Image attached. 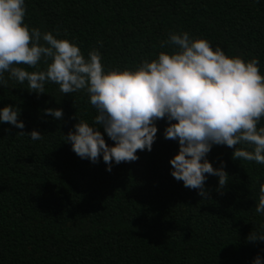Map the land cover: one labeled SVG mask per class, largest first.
<instances>
[{"label": "trees", "instance_id": "obj_1", "mask_svg": "<svg viewBox=\"0 0 264 264\" xmlns=\"http://www.w3.org/2000/svg\"><path fill=\"white\" fill-rule=\"evenodd\" d=\"M25 7L30 29L69 40L85 58L98 50L105 72L172 52L162 42L187 32L228 56L257 58L264 75V0H25ZM5 79L0 108L18 107L25 127L0 122V264H253L257 255L264 264V241L246 239L264 234V214L255 211L264 164L233 160V148L213 145L206 159L214 168L223 162L228 184L218 189V178L205 174L202 198L172 177L178 142L165 139L161 119L152 150L109 172L102 156L81 159L63 139L75 116L93 123L86 91L64 94L47 82L37 95L26 81ZM46 108L62 109V119ZM32 130L43 138L17 134Z\"/></svg>", "mask_w": 264, "mask_h": 264}, {"label": "clouds", "instance_id": "obj_2", "mask_svg": "<svg viewBox=\"0 0 264 264\" xmlns=\"http://www.w3.org/2000/svg\"><path fill=\"white\" fill-rule=\"evenodd\" d=\"M25 15V0H0V85L7 84V73L8 79L26 81L28 91L37 95L45 93L47 82L59 85L64 94L86 91L97 113L93 123L75 116V130L63 136L81 159L97 163L102 156L109 172L113 163L134 162L138 150H152L158 131L155 122L163 119L165 139L178 142V152L169 160L170 173L184 187L198 189L202 198L205 174L218 178V189L228 184L223 162L214 168L206 159L213 145L233 148V160L264 164V127H257L264 118V75L257 58L245 61L226 55L220 47L213 49L204 38L170 33L161 47L173 45L174 51L144 59L134 70L105 72L98 50L92 49L85 58L69 40L30 29ZM41 61L46 65L43 70L38 68ZM43 112L58 120L63 117L60 108ZM19 115L20 109L13 105L0 108V122L23 129ZM17 134L43 138L37 130ZM255 211L264 214V185ZM246 239L264 241V234L251 231ZM253 264H261L259 255Z\"/></svg>", "mask_w": 264, "mask_h": 264}]
</instances>
